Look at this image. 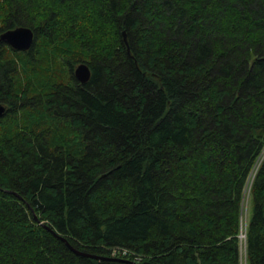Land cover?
Here are the masks:
<instances>
[{
	"label": "trees",
	"instance_id": "trees-1",
	"mask_svg": "<svg viewBox=\"0 0 264 264\" xmlns=\"http://www.w3.org/2000/svg\"><path fill=\"white\" fill-rule=\"evenodd\" d=\"M21 26L28 51L0 42V264H264V158L243 225L264 0H0V33Z\"/></svg>",
	"mask_w": 264,
	"mask_h": 264
},
{
	"label": "water",
	"instance_id": "water-1",
	"mask_svg": "<svg viewBox=\"0 0 264 264\" xmlns=\"http://www.w3.org/2000/svg\"><path fill=\"white\" fill-rule=\"evenodd\" d=\"M123 38L127 46V49L129 51V45L125 31H123ZM0 42H3L4 44H6L7 46H9L10 48L16 51H28L32 47L34 42V32L30 28L23 26L16 27L13 29H8L0 33ZM73 72L76 80H78L80 83L83 84L86 83L91 76L90 68L85 63L78 64L74 68ZM4 112H5V107L2 104H0V115H2ZM89 257H94V256H89Z\"/></svg>",
	"mask_w": 264,
	"mask_h": 264
},
{
	"label": "rangeland",
	"instance_id": "rangeland-1",
	"mask_svg": "<svg viewBox=\"0 0 264 264\" xmlns=\"http://www.w3.org/2000/svg\"><path fill=\"white\" fill-rule=\"evenodd\" d=\"M260 158V157H258ZM244 214H243V225L246 224V222L251 218L252 212H253V206L250 201L249 194L245 195L244 198Z\"/></svg>",
	"mask_w": 264,
	"mask_h": 264
},
{
	"label": "bare ground",
	"instance_id": "bare-ground-1",
	"mask_svg": "<svg viewBox=\"0 0 264 264\" xmlns=\"http://www.w3.org/2000/svg\"><path fill=\"white\" fill-rule=\"evenodd\" d=\"M56 61V60H55ZM56 64H57V62H55ZM60 63V62H59ZM61 67V66H60ZM49 68V67H48ZM62 68V67H61ZM61 70V69H60ZM54 71V70H53ZM49 72V71H48ZM58 73H60L61 74V71L59 72V71H57ZM66 72V71H65ZM53 74V73H52ZM64 74V73H63ZM56 75V74H55ZM49 76H47V78H48ZM46 80V79H45ZM40 88H42V87H40ZM31 93V92H30ZM29 94V93H28ZM43 95V94H42ZM6 110V109H5ZM38 119H39V117H38ZM37 119V120H38ZM43 119V118H42ZM40 120V119H39ZM35 121V120H34ZM41 121V120H40ZM39 122V121H38ZM260 164H261V159L260 158H258V160H256L255 161V163H254V165H253V168H252V170H253V173H256V171H257V169H258V167L260 166ZM247 189H248V186H247V188H245V193H246V195H247ZM37 220V219H36ZM122 254V253H121ZM243 255V254H242ZM121 257V256H120ZM141 258V257H140ZM244 258V257H243ZM135 261H137V260H135ZM134 262V261H133ZM138 264V263H137ZM243 264H244V261H243Z\"/></svg>",
	"mask_w": 264,
	"mask_h": 264
},
{
	"label": "built area",
	"instance_id": "built-area-1",
	"mask_svg": "<svg viewBox=\"0 0 264 264\" xmlns=\"http://www.w3.org/2000/svg\"><path fill=\"white\" fill-rule=\"evenodd\" d=\"M259 157H260V159H262L264 157V148H263L262 152L260 153ZM118 253H119V251L117 249H114L111 254L117 255Z\"/></svg>",
	"mask_w": 264,
	"mask_h": 264
}]
</instances>
